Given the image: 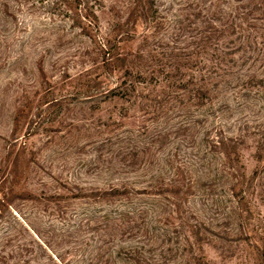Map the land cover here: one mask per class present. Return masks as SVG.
Returning a JSON list of instances; mask_svg holds the SVG:
<instances>
[{
  "label": "trees",
  "instance_id": "obj_1",
  "mask_svg": "<svg viewBox=\"0 0 264 264\" xmlns=\"http://www.w3.org/2000/svg\"><path fill=\"white\" fill-rule=\"evenodd\" d=\"M106 2L0 0V110L25 127L2 140L0 264H212L211 222L246 237L264 206L243 163L247 146L264 158V51L247 32L264 0ZM38 11L57 39L19 38ZM65 38L80 41L55 59ZM39 133L44 164L26 142Z\"/></svg>",
  "mask_w": 264,
  "mask_h": 264
},
{
  "label": "rangeland",
  "instance_id": "obj_2",
  "mask_svg": "<svg viewBox=\"0 0 264 264\" xmlns=\"http://www.w3.org/2000/svg\"><path fill=\"white\" fill-rule=\"evenodd\" d=\"M106 7L108 6L107 0H102ZM125 1V0H122ZM100 21L104 24L106 23L110 17L108 13H101L99 14ZM52 19V18H51ZM23 22L22 26H19V31H22L19 34V38L29 40L30 37H36L38 35L42 40L49 39L50 33L53 32L50 31L54 27L52 26V20H50V16L43 14L42 12L38 11V13H33L32 15H22L19 19ZM58 20H54V25L56 26L58 24ZM252 29L248 32V36L250 40H253L254 42L258 43L257 45V51L256 53L261 55L264 51V27L263 23L261 22H253L251 23ZM25 31V32H24ZM52 39H57L58 35L56 36H50ZM69 39V40H68ZM67 40V41H66ZM68 41H74V43H70ZM80 39H70L65 38L61 42V46H58L59 49L56 51V54L53 56L55 59L61 58L63 59L65 56L72 55L74 49L77 47ZM44 44V42H42ZM44 46H46L44 44ZM59 55V56H58ZM75 61H71L65 65L67 68H71L73 66V63ZM4 75V74H3ZM233 93V90L232 92ZM230 98V96H228ZM12 107H6L4 110H0V155L2 153V148L5 145V143L2 141L3 139H8L10 137H22L24 135V129L25 127H19L14 133H12L13 126L10 123V116H11V110ZM45 137L40 135V133L33 137H28L26 139L27 145L32 146L35 148H41L44 145ZM58 143H62L61 139L56 140ZM42 150H45L46 147L41 148ZM244 160L243 163L246 166V170L248 174H251L252 172H256L255 177V185H264V158L263 160L258 163L252 158V150L247 146L244 149ZM45 150L41 155H36V159L38 163L44 164L43 159L46 160V152ZM79 158H83V156H78ZM66 177V176H65ZM48 181V180H47ZM18 186V190L22 192L23 194L27 193H33V191H36V189H41L38 186H35L33 183V186H30L29 184H25L21 186ZM15 210H18V206L15 202V204H12ZM251 215H243V224L242 227L244 228V231L248 229L251 231V229H254L253 232H249V234H246L248 236L244 237V235L240 234L239 232H232L235 231L238 228V225L240 224V220L235 221L231 223V225L228 226V230H224L223 228H215V222L212 221V226L210 227L212 233L215 235H218L220 233L222 239H218L217 237H214L212 235H209L210 238V244L207 246L206 253L207 258L209 260V263L212 264H240L241 262H244L245 258L250 259H256V262L253 264H264V206L260 208H251L250 209ZM251 218V221L250 219ZM241 226V225H240ZM228 231V232H227ZM221 250L223 251L221 254ZM222 255H224L226 258H222ZM249 263H252L250 261Z\"/></svg>",
  "mask_w": 264,
  "mask_h": 264
}]
</instances>
